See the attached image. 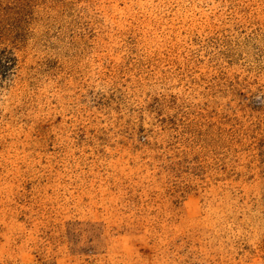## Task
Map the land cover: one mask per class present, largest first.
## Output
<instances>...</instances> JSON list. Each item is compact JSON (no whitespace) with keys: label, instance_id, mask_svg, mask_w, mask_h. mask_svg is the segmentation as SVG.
Here are the masks:
<instances>
[{"label":"rangeland","instance_id":"obj_1","mask_svg":"<svg viewBox=\"0 0 264 264\" xmlns=\"http://www.w3.org/2000/svg\"><path fill=\"white\" fill-rule=\"evenodd\" d=\"M0 264H264V0H0Z\"/></svg>","mask_w":264,"mask_h":264}]
</instances>
